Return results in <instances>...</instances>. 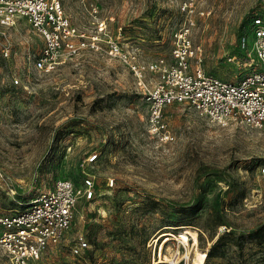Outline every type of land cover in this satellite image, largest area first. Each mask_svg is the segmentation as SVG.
<instances>
[{
    "label": "rangeland",
    "instance_id": "1",
    "mask_svg": "<svg viewBox=\"0 0 264 264\" xmlns=\"http://www.w3.org/2000/svg\"><path fill=\"white\" fill-rule=\"evenodd\" d=\"M62 2L87 35L105 20L112 38L145 62H174L186 37L196 52L192 70L200 64L235 82L248 69L228 54L241 58L252 17L264 16V0ZM102 43L44 72L33 65L44 40L29 20L0 25V214L24 208L59 178L82 184L85 170L96 182L66 240L34 264H152L163 240L160 264H169L173 235L194 231L204 264H264V128L220 125L172 103L165 107L170 137L153 133L136 76ZM95 152L98 160L86 165ZM161 231L173 234L157 241ZM78 234L90 244L82 255L71 251ZM218 239L224 255L208 256ZM192 259L197 264L195 249ZM0 264H12L2 250Z\"/></svg>",
    "mask_w": 264,
    "mask_h": 264
},
{
    "label": "built area",
    "instance_id": "2",
    "mask_svg": "<svg viewBox=\"0 0 264 264\" xmlns=\"http://www.w3.org/2000/svg\"><path fill=\"white\" fill-rule=\"evenodd\" d=\"M18 18L29 20L44 40L41 52L33 61L35 69L40 71H52L84 48L104 49L102 41L106 40L107 51L127 62L136 76L149 105L148 122L153 133L170 137L165 107L172 103L193 107L201 116L220 125L238 122L264 128V16H253L250 34L242 36V59L228 54L229 60L248 69L239 82L206 73L200 64L192 70L191 59L196 52L186 37L175 45L174 62L164 58L145 62L112 38L105 20L97 22L95 34L87 35L84 28L71 21L62 0H0V25L10 26ZM14 81L19 83V78ZM98 157V152L90 154L86 165L95 163ZM260 173L264 175V164ZM108 183L113 185L114 180ZM96 194L95 175L91 172L84 170L82 184L68 177L59 178L53 187L33 196L24 208L0 214V250L12 264L36 263L47 248L66 240L80 200L92 199ZM173 237L174 251L167 257L169 264H192L198 242L195 243L192 234L188 242ZM157 243L152 264L162 261V242L158 248ZM89 246L87 238L78 234L71 251L82 255Z\"/></svg>",
    "mask_w": 264,
    "mask_h": 264
},
{
    "label": "bare ground",
    "instance_id": "3",
    "mask_svg": "<svg viewBox=\"0 0 264 264\" xmlns=\"http://www.w3.org/2000/svg\"><path fill=\"white\" fill-rule=\"evenodd\" d=\"M170 234H173V233H171V232H168V231H161V232H159L158 233V235H156V236H158V239L157 240H161L162 238H164V237H166V236H168V235H170ZM193 236H194V240H195V243L197 242V232H193ZM174 238V237H173ZM180 239H182L184 242H188V240H189V235L187 236V235H183V237H179ZM169 240V239H168ZM165 240H163V242H162V248H163V244L165 243L164 242ZM198 247V246H197ZM195 249V257L197 258V261H196V263L197 264H204V261H205V258H206V254H204V253H202V252H200V250L199 249H196V248H194ZM165 258V257H164ZM166 259L168 260V258L166 257ZM194 260V259H193ZM196 260V259H195ZM161 262H165V260H163L162 259V261ZM192 264H195L194 262H192Z\"/></svg>",
    "mask_w": 264,
    "mask_h": 264
},
{
    "label": "trees",
    "instance_id": "4",
    "mask_svg": "<svg viewBox=\"0 0 264 264\" xmlns=\"http://www.w3.org/2000/svg\"><path fill=\"white\" fill-rule=\"evenodd\" d=\"M218 238H220V236ZM224 252H225V248L221 250L219 239H218L217 241H215L212 244V247H211L210 251L208 252V256H210V257H219V256L224 255Z\"/></svg>",
    "mask_w": 264,
    "mask_h": 264
}]
</instances>
